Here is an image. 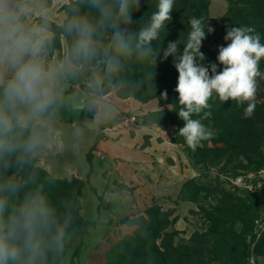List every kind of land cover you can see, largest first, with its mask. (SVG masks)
Instances as JSON below:
<instances>
[{"label": "clouds", "instance_id": "clouds-1", "mask_svg": "<svg viewBox=\"0 0 264 264\" xmlns=\"http://www.w3.org/2000/svg\"><path fill=\"white\" fill-rule=\"evenodd\" d=\"M95 9L99 19L93 22L78 9L66 24L68 34H75L70 56L74 60L95 55L94 37L99 30L112 29L111 47L114 56L108 62L109 71L119 67V57L130 56L135 50L143 58L156 65L161 57L159 45L153 42L166 30L171 21L174 0H158L156 10L144 21L138 32L128 34L120 25L131 24L133 11H139L141 0H82ZM32 8L27 0H0V160L4 168L15 156L16 166H23L27 159L45 145L48 134L33 127L41 121L56 102L53 90V71L46 68L43 53L50 43L51 33L47 17L40 25L27 26V17ZM190 31L183 50L178 40L169 41L163 49L162 59L173 57V66L178 72V117L184 126L178 134L195 150L206 139L216 135L203 121L212 116L209 100L215 93L219 100L235 101L238 106L247 105L246 117L255 109L258 89L257 78H264L260 61L264 59V43L254 27H231L226 31V46L218 49L217 61L205 66L206 59L200 51L202 42L212 27L205 31V22L196 17L188 20ZM134 40V45H133ZM162 44V43H161ZM64 65L57 71L62 72ZM155 73L150 74L153 79ZM167 99V92L161 94ZM203 113L202 115H200ZM193 114L199 116L193 119ZM50 131V130H49ZM12 179L0 181V264H44L48 251H61L65 233L56 227L55 209L40 189L25 196L19 205L11 203V196L20 191ZM50 234V235H49ZM49 236V238H45Z\"/></svg>", "mask_w": 264, "mask_h": 264}, {"label": "rangeland", "instance_id": "rangeland-1", "mask_svg": "<svg viewBox=\"0 0 264 264\" xmlns=\"http://www.w3.org/2000/svg\"><path fill=\"white\" fill-rule=\"evenodd\" d=\"M193 1L201 3L199 5L201 9L202 5L207 4L209 21L206 27H212L214 32L207 34L202 47L213 54L215 62H218L219 47L230 43L224 40L228 28L254 27L261 34V42L264 43V0H227L229 6L224 5L220 17H212L210 14L211 3L215 0L189 2ZM180 9L186 10L184 1L174 0L173 11L178 12ZM173 11L171 15L175 17ZM173 21L176 20L171 19L166 30L161 31L157 40L156 45H159L161 55L167 45L160 41V38L164 35L166 37L168 30L173 28ZM43 22L41 21L40 24ZM48 25L54 37L50 39L47 47L54 51L61 44L59 39L62 30L49 23ZM124 31L126 32L125 29ZM205 31L207 32V29ZM97 44L108 57H113L111 41ZM60 56L62 57V49ZM133 56L136 69L141 71V56L138 52H134ZM101 60V57L95 55L91 61L97 63ZM93 67L100 75L102 68L95 65ZM149 67L154 68L155 65L151 64ZM259 67L261 73H264V59L260 61ZM107 70L108 73L117 72V70L109 71L108 63ZM141 74L146 77V81L152 82L151 88L161 86L164 80L160 71L153 79L149 78L148 73L141 72ZM257 81L256 106L252 115L248 117L244 115L246 104L238 106L231 100L223 103L215 93L213 94L209 100L211 107L205 109L211 111L212 116L203 123L215 130L216 135L203 140L195 150L188 147L184 138L178 134L179 129L184 126V121L178 115L170 114L172 105L160 100L159 95L151 99L161 102L165 107L162 112L151 115V118L164 127H174V140L181 144L187 166L189 165L193 173L195 172L193 178L186 179L183 183L180 197L181 201L190 202L192 208L180 217L178 225L176 223L179 218L180 203L177 201L161 199L149 201L138 212L135 207L137 201L135 195L124 191V188L134 190L128 185L118 183L115 185L117 186L115 194L109 197L105 194H97L89 180L75 176L57 178L46 170L54 179L70 183L66 188L69 187L71 196L78 193V197L75 202L63 206L59 201L50 202L56 215L61 216L56 220L58 225L54 226L53 233L56 227L63 228L65 239L61 251L46 253L44 264H120L113 254L118 252L123 241L135 237L139 228L137 219L146 216V212L153 206L163 212L171 213V219L176 221L169 229L178 232L173 244L175 250H182L198 234L205 238L203 242L191 248L196 256L202 254L201 259L205 264H223L224 258L221 259L218 252L225 248L232 249L234 253L231 257H237L236 259L241 260L242 264H264V189L258 194H253L246 186L249 181L256 186L263 182L258 172L264 169V78L258 77ZM122 86L124 88V83ZM111 87L107 84L95 92V95L102 96L111 92L117 95V92L121 91V86L109 91ZM89 105L94 107L93 102ZM192 118L198 119L199 116L193 114ZM18 176L19 173L16 172L12 178L19 182ZM47 191L49 200L52 197L57 198L58 189ZM125 194L128 202L126 205L123 202ZM129 195L131 198L128 197ZM254 197L258 199L255 200ZM62 207L65 208L64 212H61ZM224 231L227 233L234 231L237 236L230 237L229 234L221 236Z\"/></svg>", "mask_w": 264, "mask_h": 264}, {"label": "crops", "instance_id": "crops-1", "mask_svg": "<svg viewBox=\"0 0 264 264\" xmlns=\"http://www.w3.org/2000/svg\"><path fill=\"white\" fill-rule=\"evenodd\" d=\"M72 1L75 0H49L45 5V0H27L33 10L24 17V23L29 27L39 25L47 17V21L61 27L67 18L63 7ZM224 5L229 6L227 0L213 1L211 16L220 17ZM50 33L52 38L54 34ZM61 44L62 57L57 51L43 53L46 68L53 71L56 102L45 118L33 125L48 133L45 145L34 153L37 165L57 178L75 176L89 180L97 194L109 197L115 194L118 183L128 185L134 190L124 191L135 195L138 212L149 201H177L178 225L180 217L192 208L180 197L183 183L195 172L187 166L181 144L173 140L174 127L163 128L149 120L152 113L165 107L156 100L142 102L112 92L93 94L87 88L99 71L88 64H73L64 36ZM61 64L62 72L57 71ZM91 102V115L82 117ZM129 116H136L137 124L121 127L122 119Z\"/></svg>", "mask_w": 264, "mask_h": 264}, {"label": "trees", "instance_id": "trees-1", "mask_svg": "<svg viewBox=\"0 0 264 264\" xmlns=\"http://www.w3.org/2000/svg\"><path fill=\"white\" fill-rule=\"evenodd\" d=\"M185 3L186 10L183 11L180 9L178 12H174L175 17L171 15L173 19L176 21L174 22V26L172 29L168 30V33L165 37L160 38V41H163L166 45L169 41H176L178 40L181 45H179L180 51L183 50V44L186 43L188 32L191 30L190 26L188 25V20L191 17L200 18L205 22L209 21V12L207 10V4L202 5V9L199 8L201 3H197L195 1L189 2L190 0H183ZM111 2V0H109ZM158 0H141V7L139 11H133L132 15V22L131 24H121L120 28L122 30H126L128 34H134L138 32L139 28L142 26L144 21L150 16V14L156 10V4ZM187 2V5H186ZM45 5L49 4V0H45ZM66 9L68 10L66 12ZM78 9L79 14L81 15H88L89 18L95 22L99 19V14L95 9L90 8L87 3H83L82 0H75L70 2L69 4L63 7L65 13L67 15L65 24L63 26H57L52 22L47 21L51 26L57 27L62 30L61 37L64 36L67 42L68 47V56L70 61L75 65H82L87 63L90 66H98L101 67V73L98 77H95L91 81V86L87 89L90 92L94 93L98 92L100 88L104 87L105 85L109 84L112 87L109 91H114L120 87L119 92L117 95L124 97H133L137 100L142 102L150 101L151 99L157 97L159 95V99L163 100L172 105V110L170 114L178 115V93L174 91L177 85V78L178 72L176 71L175 67L173 66V57L169 56L167 60L162 59L161 57L157 58V62L154 68L149 67L151 63L150 59L142 58V65L141 71L136 69V65H134V56L133 53L137 51H133L130 56H121L119 57V67L117 68V72L108 73L107 70V63L111 59L108 57L103 49L97 43H105L111 41L113 32L111 28L107 30H99L94 37V48H95V55L102 58L101 61L97 63H93L91 60L94 59V56H91L87 59H79L74 60L71 58L70 53L73 46V42L75 39V34H68L65 30V26L68 21L77 13L74 11ZM44 21V19H41ZM39 22V25H40ZM124 27V28H123ZM207 29V27H205ZM54 37V35H53ZM52 37V38H53ZM61 42V39H59ZM159 40V39H158ZM157 41L153 42V47L155 48ZM134 45V40H133ZM61 44L58 48L54 51H57L59 54L61 53ZM46 50L53 51L48 49L46 46ZM201 52L204 53L206 59L202 61L205 66H208L212 63H216L218 65V71L222 69V65H219L218 62L214 61V56L210 53L206 48L201 47ZM114 56V53H113ZM155 71L157 74L159 71L161 76L164 78L161 86H155L151 88V83L146 81V77L141 74L148 73L149 75ZM117 74V75H116ZM154 74V73H153ZM157 76V75H156ZM108 77V78H106ZM105 78V79H104ZM113 85H112V84ZM124 83V88L122 84ZM91 88L93 90H91ZM94 91V92H93ZM167 92V99H163L161 94L163 92ZM132 93V94H131ZM93 106L89 105L88 109L82 111V117H88L92 113ZM162 112V111H159ZM155 112V113H159ZM152 113L151 115H154ZM149 116V120L157 123L159 126L166 128L159 124L156 120ZM174 140V138H173ZM174 142H176L174 140ZM178 143V142H176ZM90 160V155H89ZM9 163L12 165L7 169L4 168V161L0 160V181L5 179H12V175L14 173H19L20 181H15L18 185H20V191L17 195L11 196V203L13 205H19L25 196L34 192L37 189L42 191V194L47 198L48 189H58L57 198L52 197L50 200L47 198V201L50 203L52 200L59 201L60 204L67 205L70 202H75L78 197V193H75L74 196H71V192H69L66 186L70 185L68 182H63L58 179H54L51 177L46 170L39 167L37 165V159L35 158L34 154L31 155L26 163L23 166H16L15 164V156L11 157ZM72 184V183H71ZM61 196V197H60ZM182 196V194H181ZM249 198V197H248ZM253 199H258L254 197ZM65 208L62 207L61 212H64ZM171 213L163 212L160 208L153 206L147 212L146 216L140 217L137 219L139 224V228L136 232L135 237L129 238L123 241L120 244L118 252L113 254L115 260H118L120 264H205L204 260L201 259L202 254L196 256L194 254V250L191 248L198 243L203 242L204 236L195 235L190 242L183 247L182 250L177 251L175 247H173L174 240L178 235L177 231H169V229L175 224V220L171 219ZM61 217V216H60ZM56 215L55 219L60 218ZM67 222V221H66ZM56 225L58 222L56 221ZM93 226V224H90ZM229 234L230 237L237 236V233L232 231L231 233H227L226 231L222 232L221 236H225ZM228 236V235H227ZM159 242V244H158ZM147 247V248H145ZM149 248H151L149 250ZM149 250V251H148ZM234 253L232 249L225 248L222 251H219L218 254L221 256L220 258H224L222 263L223 264H242L241 260H237V257H231V254ZM241 256V255H240ZM185 260V261H184ZM116 261V263H118ZM119 264V263H118Z\"/></svg>", "mask_w": 264, "mask_h": 264}, {"label": "built area", "instance_id": "built-area-1", "mask_svg": "<svg viewBox=\"0 0 264 264\" xmlns=\"http://www.w3.org/2000/svg\"><path fill=\"white\" fill-rule=\"evenodd\" d=\"M138 118L136 116H129V117H124L122 121L120 122L121 127H132L133 125L137 124ZM259 176L262 178L263 182L258 184H253L251 181L246 185L247 189L253 193V194H258L260 193L264 188V169L258 172Z\"/></svg>", "mask_w": 264, "mask_h": 264}]
</instances>
